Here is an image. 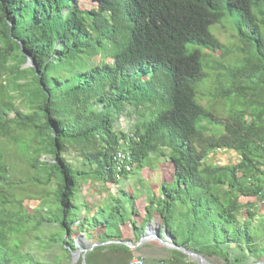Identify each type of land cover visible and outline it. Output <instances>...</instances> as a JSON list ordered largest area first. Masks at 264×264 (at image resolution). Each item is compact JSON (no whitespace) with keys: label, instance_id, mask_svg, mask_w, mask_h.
<instances>
[{"label":"trees","instance_id":"obj_1","mask_svg":"<svg viewBox=\"0 0 264 264\" xmlns=\"http://www.w3.org/2000/svg\"><path fill=\"white\" fill-rule=\"evenodd\" d=\"M80 1L0 0V264H30L24 250L31 233L70 258L81 232L97 244L85 255L87 264H128L149 244L123 242L137 244L155 216L178 245L207 259L261 261H243L232 251L239 239L227 234L246 232L239 214L253 216L264 200V0H92V8ZM217 24L229 26L238 44L221 42L211 30ZM218 50L233 55L215 59ZM29 57L34 65L26 66ZM210 78L221 97L239 102L225 118L198 99L196 85ZM125 112L134 124L117 130ZM9 142L33 171L25 180H11ZM69 149L90 169L70 161ZM119 149L130 152L131 170L118 169ZM219 149L237 152L239 161L212 163L209 155ZM152 154L170 159L173 176L148 185L150 191L140 187V195L148 192L140 196L144 215L120 182L135 167L147 171L143 164ZM80 178H95L105 192L95 206L79 202ZM122 194L138 220L120 213ZM24 197L39 200L33 212ZM87 209L90 215L83 214ZM211 228L226 233L228 249L199 242L197 234ZM169 252L145 264L193 261L178 249Z\"/></svg>","mask_w":264,"mask_h":264},{"label":"rangeland","instance_id":"obj_2","mask_svg":"<svg viewBox=\"0 0 264 264\" xmlns=\"http://www.w3.org/2000/svg\"><path fill=\"white\" fill-rule=\"evenodd\" d=\"M79 4L81 8H92L96 6V3L92 0H81ZM211 30L224 44L226 45H232L235 43L238 44L237 37L229 26H223L222 24H217V25L212 26ZM220 54H221L220 50L215 52V59L218 58L224 61L230 55H233V54H229L225 57H221ZM31 65H34V63L32 62ZM205 81L207 83L202 82L201 84H198V86L196 85L198 91L200 90L201 92V97L198 96V99H200L201 104L213 110L215 114H217L221 118H225L230 110L237 109L236 107L239 105L238 101L236 102L235 99L228 100V99L221 97L220 92H219L220 86L217 87V85L219 84L216 80L211 79V82H208V80H205ZM205 84H206V87H205ZM17 101L20 107L24 109L27 108L25 102L21 101L20 99H18ZM235 103H237L238 105H236ZM134 119L135 117L133 114L125 112L124 115H122L116 123L117 130L129 131L134 124ZM207 126L216 133L223 131L222 125L216 126V125L207 124ZM8 145H9V150H10L9 158L14 165V169L12 170L11 180L13 181L25 180L27 178V175L32 173L33 171L29 169L27 162L16 154L15 145L10 142L8 143ZM66 155L70 161H73L74 164H76V166L78 167L82 166V168L86 170L90 169L89 166L83 165L82 161L80 160L79 154L75 150L69 149ZM211 155H210L211 158L209 160L212 163H216L218 165L234 164V163H237L240 159V155L237 152L233 150H227V149L215 150L211 153ZM43 158L44 157H42V159ZM47 159L52 160L50 157H48ZM143 167H147L149 169H146L147 171L143 172L142 168L135 167L134 173L132 172L127 178L122 179V181L120 182V185H122L123 189L124 188L128 189V191L132 190L131 187H129V185L127 186L129 188H126L125 183L135 182L136 185L140 183V187L146 188V191H150L148 187L149 181L144 180L145 176H149L151 178L150 180L154 182L155 188L158 186V184L161 181H165L167 179L170 180L171 177L173 176L172 174L173 165L171 164V161L167 156H158V155L152 154L150 157H148L145 160ZM160 167L161 169H158ZM158 172H160L162 175L158 174ZM83 180H84L83 178H80L81 183H83ZM107 186H109V184ZM135 187H136L135 185L132 186V188H135ZM25 188L29 190V186ZM48 188L49 187H46V189ZM111 188L114 190V192L116 191L115 190L116 187L112 186ZM80 189L81 190L78 196L79 202H82V203L85 202V204L93 203V206H95V203H97L99 199L105 196L104 195L105 192L101 189L100 183L95 178H91V180L86 179ZM17 191H20V189L17 188ZM137 191H138L137 189H134L133 191L135 197H137L139 193H142V191L140 192H137ZM23 194L25 195L27 194V192H23ZM127 199L128 197L124 194L120 196V204H121L120 211L121 213L125 214L124 216H126L128 221L132 222L133 220H136V218H134L132 215L131 207L129 206ZM38 203H39V200L34 197H27L24 200V205L28 212H33ZM254 209H255L254 212L256 213L253 216H248L247 212L244 209L239 214V219L242 221V223L243 222L247 223L246 232H242L240 236H238V233H236L234 230L232 231V233L227 234L229 236L232 235V237L231 236L230 237L233 238L234 240L239 239L241 243L240 247L238 248L235 247L233 248L232 251L235 250L237 251L236 253L241 252L244 256L242 258L243 261L249 262V263H251V261L256 259L255 257L261 258V261H264V200L261 202L259 201L257 206H255ZM89 212H90L89 209H87V212L83 210V214L85 213L89 214ZM157 222L160 223L159 217H157ZM46 228L47 227H45V232L47 230ZM128 229H129V225L122 228L123 235L124 233H126ZM225 235L226 233L222 229L219 230L217 228H211L210 231H208L207 233L200 232L199 234H197L196 238H198L199 242L202 245L209 243L213 245L214 249L225 250V249H228V242L226 241V239L224 240ZM74 238H75L76 243L79 241L78 238L86 239V237L84 236L82 232L74 234ZM26 239H28V241L26 243L27 245H26L24 252L28 251L30 253L31 255V258L29 260L30 264H72L71 263L72 257L70 256L69 258L67 253L63 252L58 244H53V243L49 244L48 241H46L45 236L41 235L39 239L40 241H42V243L39 240L35 239L34 233L29 234L26 237ZM146 242L148 244H154V247H145V249L142 250L143 252L141 253L142 254L141 256H143L146 261L152 258V256L153 258L157 260V259H161L163 257L170 255L169 251L172 248L163 246L155 239H150ZM166 249H168V251ZM155 252H157L156 256H155ZM166 253L168 255H166ZM135 256H140V253L136 252ZM190 259L193 260L195 263L200 264L197 259H194V258H190ZM151 260L154 261V259H151ZM206 260L210 264H223V260L221 259H214V258L207 259L206 258ZM76 264H82L81 258L76 262ZM152 264H155V261L152 262Z\"/></svg>","mask_w":264,"mask_h":264},{"label":"water","instance_id":"obj_3","mask_svg":"<svg viewBox=\"0 0 264 264\" xmlns=\"http://www.w3.org/2000/svg\"><path fill=\"white\" fill-rule=\"evenodd\" d=\"M32 62H33L32 59L29 57L27 65H31ZM150 239H155L160 244L168 248L178 249L179 251L183 252L190 258L197 259L200 264H210L203 255L193 250L186 249L183 246L178 245L175 242V238L168 235L166 228L162 227L160 223H158L156 220L155 221L153 220L152 222L147 224L145 231L141 235L139 242L137 244H133L131 241H125L123 243L130 247H139L144 242ZM78 240L79 241L76 243L77 244L76 250L72 251L71 253V257H72L71 263L76 264V262L81 258L82 264H87L85 260V255L89 250L93 249V247H95L97 244L91 243L88 240L83 239V238H78ZM253 264H264V261L256 262Z\"/></svg>","mask_w":264,"mask_h":264},{"label":"built area","instance_id":"obj_4","mask_svg":"<svg viewBox=\"0 0 264 264\" xmlns=\"http://www.w3.org/2000/svg\"><path fill=\"white\" fill-rule=\"evenodd\" d=\"M115 160H116L118 169L125 168L126 170H131L132 165L130 164L131 162L130 152L124 149H119L115 155ZM128 264H145V259L143 256H135L130 259ZM188 264H194V262L191 261Z\"/></svg>","mask_w":264,"mask_h":264},{"label":"crops","instance_id":"obj_5","mask_svg":"<svg viewBox=\"0 0 264 264\" xmlns=\"http://www.w3.org/2000/svg\"><path fill=\"white\" fill-rule=\"evenodd\" d=\"M145 169H148V168H145ZM145 169H144V170H145ZM158 169H161V167L158 168ZM158 174L161 175L160 172H158ZM147 179H149L148 176L144 177V180H145V181H147ZM149 183H150L149 185H151V186H152V185H153V186L155 185V184H153V182H149ZM128 185H129V187H131V189H132L133 191H134V189H137V190H138L137 192H140V183H139L138 185H136L135 182H133V183H132V182H126L125 187H126V188H129V187H127ZM134 185H135L136 187H135V188H132V186H134ZM158 185H159V184H158ZM132 190H131V191H132ZM133 191H132V192H133ZM139 194H140V193H139ZM139 194L137 195L135 202H136V206H137V208H138V212H140V206H141V212H142V214H143L144 211H143V208H142V207L145 205V201H144L143 199H141V197H143V198L146 199V197H148V195H147L148 192H143V194H141V195H139ZM140 196H141V197H140ZM139 200H140V201H139ZM153 220H154V221H155V220L157 221V217H156V216L153 217V218L151 219V222H152ZM144 244H148V243H147V242H144L142 245H144ZM148 247H154V244H152V245L149 244ZM172 249H174V248H172ZM166 250L168 251V249H166ZM156 253H157V252H155V256H156ZM166 255H168V254L166 253ZM145 261H146V260H145ZM149 264H152V263H149Z\"/></svg>","mask_w":264,"mask_h":264},{"label":"bare ground","instance_id":"obj_6","mask_svg":"<svg viewBox=\"0 0 264 264\" xmlns=\"http://www.w3.org/2000/svg\"><path fill=\"white\" fill-rule=\"evenodd\" d=\"M55 1V0H54ZM58 1V0H57ZM48 2V1H47ZM46 3V2H45ZM57 4V3H56ZM52 5V4H51ZM79 5V4H78ZM64 7V6H63ZM60 8V7H59ZM261 9V8H260ZM77 10V9H76ZM236 10V9H235ZM6 17V16H5ZM68 19V18H67ZM86 19V18H85ZM92 23V22H91ZM12 24V23H11ZM14 26V25H13ZM127 28V27H126ZM129 30V29H128ZM126 31V30H125ZM237 35V34H236ZM94 38V37H93ZM122 38V37H121ZM85 39V38H84ZM87 39V38H86ZM218 39V38H217ZM219 41V40H218ZM220 43V42H219ZM247 45V44H246ZM69 46V45H68ZM125 47V46H124ZM226 47V46H225ZM228 47V46H227ZM226 47V48H227ZM239 48H240V46H239ZM249 48V47H248ZM125 49V48H124ZM123 50V49H122ZM235 50H237V47L235 48ZM202 51V50H201ZM98 53V52H97ZM210 53V52H209ZM225 53V52H224ZM210 55V54H209ZM211 56V55H210ZM214 56V55H213ZM220 57V56H219ZM212 58V57H211ZM239 58V57H238ZM210 59V58H209ZM238 61H239V59H238ZM206 62H208V61H206ZM221 62V61H220ZM219 63V62H218ZM214 64H216V63H214ZM220 64V63H219ZM241 64V63H240ZM208 65H209V62H208ZM211 65V64H210ZM210 65H209V67H210ZM236 65H238V64H236ZM218 66V65H217ZM229 67H230V65H228ZM113 67V66H112ZM206 67V66H205ZM221 67V66H220ZM214 68V67H213ZM231 68V67H230ZM220 69V68H219ZM215 70V69H214ZM232 70V69H231ZM86 72V71H85ZM50 73H51V71H50ZM171 73V72H170ZM221 73H222V71H221ZM220 73V74H221ZM168 74H169V72H168ZM202 74V73H201ZM217 74V73H216ZM225 74V73H224ZM223 73H222V75H224ZM167 75V74H166ZM219 75V74H218ZM226 75V74H225ZM20 76V75H19ZM175 76V75H174ZM220 76V75H219ZM168 77H170V76H168ZM221 77V76H220ZM202 78V77H201ZM205 78V77H204ZM223 78V77H222ZM225 78V77H224ZM16 79H18V78H16ZM211 79V78H210ZM217 79V78H216ZM221 79V78H220ZM197 80V79H196ZM204 80H206V79H204ZM225 80V79H224ZM223 80V81H224ZM203 81V80H202ZM171 82H173V80H171ZM198 82V81H197ZM201 82V81H200ZM204 82H206V81H204ZM222 82V81H221ZM230 82V81H229ZM194 83H195V81H194ZM194 83H190V84H194ZM207 83V82H206ZM191 85V86H192ZM223 85V84H222ZM228 85V84H227ZM198 86V85H197ZM205 87H206V84H205ZM217 87H219V85H217ZM23 89V88H22ZM195 89V88H194ZM224 90H226V89H224ZM220 92V91H219ZM216 94H217V92H216ZM23 97V96H22ZM235 97V96H234ZM242 99V98H241ZM16 100V99H15ZM232 100V99H231ZM235 102V101H234ZM170 103V102H169ZM121 104V103H120ZM234 104V103H233ZM236 105H238L237 103H235ZM117 106V105H116ZM107 107V106H106ZM169 107V106H168ZM240 107H241V105H240ZM239 107V108H240ZM108 108V107H107ZM110 108H111V106H110ZM234 108V107H233ZM150 109V108H149ZM18 110V109H17ZM108 110V109H107ZM234 110V109H233ZM30 111V110H29ZM114 112V111H113ZM158 115V114H157ZM156 115V116H157ZM232 115V114H231ZM235 115V114H234ZM237 115V114H236ZM14 128V127H13ZM25 132V131H24ZM126 136H127V134H126ZM129 138V137H128ZM132 138V137H131ZM126 139V138H125ZM12 140V139H11ZM97 140V139H96ZM137 146V145H136ZM88 150V149H87ZM136 150V149H135ZM136 154V153H135ZM50 155V154H49ZM210 156V155H209ZM212 156V155H211ZM51 164V163H50ZM139 164V163H138ZM221 165V164H220ZM111 167V166H110ZM44 168V167H43ZM97 168V167H96ZM36 169V168H35ZM84 169V168H83ZM86 171V170H85ZM130 172V171H129ZM4 173V172H3ZM2 173V174H3ZM93 174V173H92ZM147 174V173H146ZM122 176V175H121ZM124 177V176H123ZM133 177V176H132ZM38 179V178H37ZM108 181V180H107ZM117 181V180H116ZM115 181V182H116ZM54 184V183H53ZM144 184V183H143ZM7 185H8V183H7ZM110 186V185H109ZM55 189V188H54ZM112 191H113V189H112ZM131 191V190H130ZM52 193V192H51ZM117 193V192H116ZM49 194V193H48ZM140 195V194H139ZM6 196V195H5ZM2 197V196H1ZM9 198V197H8ZM47 199V198H46ZM73 199V198H72ZM15 201V200H14ZM19 201V200H18ZM17 200H16V202H18ZM5 202V201H4ZM3 202V203H4ZM6 203H8V202H6ZM87 205V204H86ZM262 207V206H261ZM38 208V207H37ZM57 208V207H56ZM15 209V208H14ZM52 209V208H51ZM56 210V209H55ZM101 210V209H100ZM102 211V210H101ZM3 213V212H2ZM121 213V212H120ZM125 213V212H124ZM127 213V212H126ZM256 213V212H255ZM96 214V213H95ZM98 214V213H97ZM103 214V213H102ZM114 214V213H113ZM128 214V213H127ZM90 215V214H89ZM8 216V215H7ZM9 216H10V214H9ZM113 216V215H112ZM123 217H124V215H123ZM105 218V217H104ZM121 218V217H120ZM137 219V218H136ZM138 220V219H137ZM86 221V220H85ZM121 221V220H120ZM107 222V221H106ZM122 222V221H121ZM217 226H218V224H217ZM227 227V226H226ZM103 229V228H102ZM220 229V228H219ZM80 230V229H79ZM135 230V229H134ZM86 231H87V229H86ZM74 232H75V230H74ZM133 233H135V232H133ZM216 234V233H215ZM219 234V233H218ZM234 235V234H233ZM239 236V235H238ZM109 238V237H108ZM225 238V237H224ZM231 238V237H230ZM133 239V238H132ZM216 239V238H215ZM211 241V240H210ZM153 243V242H152ZM205 243V242H204ZM236 247V246H235ZM106 249V248H105ZM116 250V249H115ZM132 250V249H131ZM200 250V249H199ZM205 252V251H204ZM202 253V252H201ZM214 256V255H213ZM187 263V262H186ZM231 264V263H230Z\"/></svg>","mask_w":264,"mask_h":264}]
</instances>
